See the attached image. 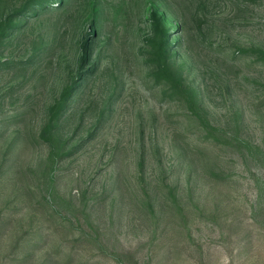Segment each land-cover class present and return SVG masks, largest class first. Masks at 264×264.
<instances>
[{
    "label": "rangeland",
    "instance_id": "1",
    "mask_svg": "<svg viewBox=\"0 0 264 264\" xmlns=\"http://www.w3.org/2000/svg\"><path fill=\"white\" fill-rule=\"evenodd\" d=\"M29 1L0 0V264H264V0Z\"/></svg>",
    "mask_w": 264,
    "mask_h": 264
},
{
    "label": "trees",
    "instance_id": "2",
    "mask_svg": "<svg viewBox=\"0 0 264 264\" xmlns=\"http://www.w3.org/2000/svg\"><path fill=\"white\" fill-rule=\"evenodd\" d=\"M52 2L55 3V0H30L29 5H33L34 7H38V9L46 10V9H51ZM29 5L25 6L24 11L28 10L30 7ZM154 20L158 23V17L156 16ZM158 25V24H157ZM160 29H158L159 31ZM160 38V52L162 54L163 50L166 48V45H169V40H168V33L166 31H161V34L159 36ZM170 63L169 60L167 62H164L163 66L158 69L157 66H152L153 73H155L154 80L156 83H163L165 84L167 79L175 77L174 71L170 68ZM97 76V75H96ZM177 83H181V79L177 80ZM184 85V83L182 82ZM186 94L189 96V89L188 87L185 89Z\"/></svg>",
    "mask_w": 264,
    "mask_h": 264
}]
</instances>
